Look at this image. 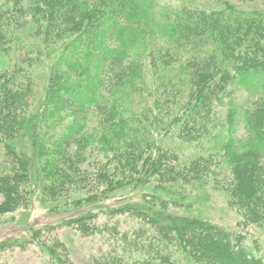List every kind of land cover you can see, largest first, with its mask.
<instances>
[{"label": "trees", "instance_id": "obj_1", "mask_svg": "<svg viewBox=\"0 0 264 264\" xmlns=\"http://www.w3.org/2000/svg\"><path fill=\"white\" fill-rule=\"evenodd\" d=\"M216 3L0 5V215L26 205L33 187L46 192L45 203L49 190L69 194L68 186L83 184L84 152L98 146L112 156L104 194L92 189L65 195L58 213H69L59 225L83 233L109 230L96 223L100 213L91 208L98 206L110 215L139 218V227L124 232L122 246L100 257V264H264L244 230L168 209L187 190L211 186L226 193L243 223L264 228V0ZM39 66L47 69L35 92L40 97L32 90ZM243 89L250 95L245 107L237 102ZM136 98L143 100L139 111L132 110ZM90 115L95 122L86 128ZM241 117L248 132L236 138ZM51 120L55 127L68 124L54 146L43 137ZM157 129L194 144L190 156L181 158L175 147L158 143ZM135 176V182L149 183L145 200L107 205L103 195ZM31 231L30 242L58 264H71L63 242L49 243L42 230ZM24 242L8 237L0 249Z\"/></svg>", "mask_w": 264, "mask_h": 264}, {"label": "rangeland", "instance_id": "obj_2", "mask_svg": "<svg viewBox=\"0 0 264 264\" xmlns=\"http://www.w3.org/2000/svg\"><path fill=\"white\" fill-rule=\"evenodd\" d=\"M182 1L197 3L204 6H214L217 4L216 2L218 0H158L159 7L161 8L168 5L176 6ZM6 3H13V0H0V5ZM28 36L33 39L35 35L32 32L28 33ZM1 71L2 66L0 65V74L2 73ZM46 73L47 69L40 68V66L38 69L33 70V95L40 97L41 93L36 94L35 92L38 91L39 86L42 85L43 77ZM248 96L250 95L245 89L237 92L238 105L247 106ZM135 100L136 101L133 102L134 104L132 105V110L139 111L143 105L139 104V101L141 100L143 102V100L141 98H136ZM87 117L88 114L84 115V120H86ZM89 120V125H87L86 128H90L94 125L95 121L91 115ZM144 122L148 123L147 120H144ZM56 124V121L51 120L48 121V124L43 128V131L47 133L43 136L46 141H44V143L54 146L56 140L66 134L68 124L62 123L55 127ZM51 127H54V129L52 132H49L52 129ZM247 132L245 122L241 117L235 127L234 135L232 136L236 138H245ZM154 135L157 142L162 143L163 146L175 147L181 154H179L181 158L184 156L189 157L190 152L194 150V144L184 142L175 133L171 132L168 134L166 131L157 129ZM98 150H100L99 147L94 146L92 150L89 148L84 152L86 157H83L82 162L79 164V178L83 180V184L68 186L67 191L69 194H67V192L62 193V190H49L47 193L52 198L49 197L48 202L45 203L43 195L46 194V192L41 188L33 187L26 205L14 212H6L0 215V240L12 237L19 241H26L23 246L15 245L5 248L4 250L0 249V264H58L35 240L34 242H30L32 236L31 229L42 230L40 233L41 238H44L49 243H54L56 238L63 242L67 248L65 252L68 253L71 264H100V257L113 251V248L122 246L123 238H121V236L124 232L132 233L134 229L139 227V218L126 213L110 215V213L101 209L100 206L91 208V211L100 213L96 223L101 224V228H103L105 225L104 223H106L109 230L112 231L100 230L94 233H83L74 226L59 225V223H61L59 222L60 217L69 215V213L65 212L62 215L61 212L58 213V211H60L58 208L61 207L58 205L64 204L63 198H65V195H68V198H75L78 197V194H89L92 189H94V191L99 190L98 193L104 194L102 188L108 186V181H106L105 177H108L109 173L112 171L110 167L107 166V169L105 167L111 162L112 156L110 155L111 153H107L106 155ZM226 177H228L227 174L222 175L221 179L226 182ZM137 178L138 176L129 177L122 181V184L115 188L113 192L103 195L104 197H107V195L109 196L106 204L113 207L116 204H120V202H143V198L145 200L144 193H150L151 188L147 182L145 184L141 183L140 180L139 182H135ZM186 193L184 199L176 201L179 205H169L168 209L170 212L181 214L193 213L205 216L220 225L241 231L244 230L243 232L247 234L245 241L254 245L256 247V252L264 256V228L254 223L248 225L246 222L243 223L241 221L242 216L229 206L227 195L223 190L207 186L206 190L193 189L191 191L187 190ZM3 199L4 195L0 191V202H2ZM46 224H52L55 228L44 231L43 226ZM115 227H117L116 230L114 229ZM253 240H256V242ZM60 249L62 250V247H60Z\"/></svg>", "mask_w": 264, "mask_h": 264}]
</instances>
